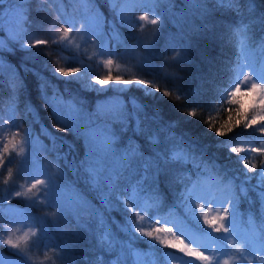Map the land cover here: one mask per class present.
I'll return each instance as SVG.
<instances>
[{
    "label": "trees",
    "instance_id": "obj_1",
    "mask_svg": "<svg viewBox=\"0 0 264 264\" xmlns=\"http://www.w3.org/2000/svg\"><path fill=\"white\" fill-rule=\"evenodd\" d=\"M18 2L19 0H9L3 7L13 8ZM252 3L258 22L253 25L255 44L251 45V52L256 51L260 41L264 39V24L259 23V19L264 17V0H252ZM246 4L247 0H241L242 8ZM21 7L27 13V21L18 26L19 31L21 28L26 30L22 33L26 36L24 43L32 44L35 39L47 40L48 43L21 49L19 42L12 40L6 31L11 24L17 22H5L7 15L5 16L3 30H0V40L4 41L5 48L0 52V58L15 70L16 75L0 76V156L4 161L0 166V201H3L0 203V241L7 239L8 233L12 231L13 225L9 223L11 220L19 229L13 240L24 232H29L28 241L31 238V246L25 250V256L18 249L0 243V258L6 262L11 261L12 264H111L119 255V250L107 251L99 244L101 217L109 225L112 218L120 224L131 219L134 223L147 225L152 216L158 213L169 220L184 221L186 228L195 233L196 222L186 219L188 214L183 207L177 205L184 185L191 187L197 182L207 199L217 201L216 194L221 189L228 191V182L232 181L231 186L237 194L236 233L232 235L238 233L240 236L253 238L254 242L259 240L258 235L253 236L251 229L255 225L258 231L264 220L261 188L256 179L247 181L244 184L247 196L244 198L239 192V185L245 173L256 177L264 168V151H251L252 147L264 149V132L260 131L264 124L258 122L246 129V121L241 117L247 114L250 118L253 114L249 108V97L238 96L243 105L239 115L236 112L239 105L230 104L226 100L221 102V95L235 80L233 69L241 57L240 49L229 32V25H234L240 19L235 11L218 9L201 18L195 14H187L184 0H173L172 5H162L156 9L157 14L163 17L162 24L151 25L138 19L145 11L138 7L127 15L133 17V23L144 25L141 31L139 27L130 28L122 24L108 0H92V3H81L79 0H24ZM86 17L93 21L92 31L81 27ZM97 17L98 30L95 27ZM69 19L75 22V27L69 33V40L61 41L63 28L69 27L64 21ZM157 28L159 31L154 33L153 29ZM93 31L97 32L95 36ZM101 46L105 48L103 55L100 54ZM9 48L13 51L9 52ZM185 49L183 60L173 59L175 53L183 54ZM107 59H112L113 63L107 65ZM117 67L127 68L124 75L129 77L139 76L154 81L161 91L154 92L151 97H145L132 85L129 86L130 90L121 92L114 88L106 89L101 94L93 89L88 91L89 84L95 85V81L102 75L116 73ZM56 68L68 69L69 76L64 77L55 72ZM73 68H78L79 71L73 73ZM80 75L84 77L80 81L65 82L73 81ZM41 82L48 85L45 90L48 101L39 88ZM164 90H168L170 95L163 96ZM114 97H119L128 104L131 97H136L146 105L144 112L140 113L142 132H134L136 120L129 115V111H124L121 120L125 122L121 125L123 121L120 122L115 117L102 119L96 116L99 104ZM54 107L59 112L60 119L68 125L64 132L57 131L55 127L57 118L53 114ZM190 110H195V117L188 115ZM153 113L159 118L153 120ZM74 121L79 124L77 132L70 130ZM98 123L104 126L109 123L114 125L112 127L116 130L119 152L129 146H138L145 154L149 150L155 151V148H149L146 141L149 134L160 139L158 148L163 151L172 142L169 138L174 136L178 141L183 140L186 145L191 146V151L199 157L201 166L197 168L192 163L185 164L183 168L172 166L166 180L162 176L154 185L151 180L146 181L145 191L141 195L147 196L154 191L158 197V205L149 210L144 221H139L115 197L112 199L116 208L107 212L102 206L103 192L106 189L102 191L95 188L85 170L90 154L83 133L86 128L95 127ZM217 130L224 135L218 136ZM26 132L31 134V143L28 154L24 155L19 149L25 141ZM13 136L15 149L9 144V152L4 153L2 145ZM232 147L244 150L232 153ZM242 157L248 158L249 167L253 164L256 166L254 171L249 172L244 167ZM25 160L29 161L28 165L24 164ZM34 162L46 165L51 163L54 168L52 174L61 185L75 190L90 208L80 212L79 216L61 214L60 218H53L34 207L27 196H17V191L24 192L21 185L24 186L28 178L26 169L29 166L34 169ZM8 169L12 171L10 178ZM5 179L8 180L7 184L4 183ZM122 184L126 186V182ZM149 185L152 187H148ZM215 187L220 188L214 191ZM128 194L130 193H120L124 199H127ZM228 199H231V195L224 201ZM224 206L229 207L231 212L229 204L225 203ZM18 210L35 213L36 217L33 215L31 218H38V221L43 218V225L39 222L31 230L23 227L19 221L26 216L18 215ZM215 212L216 207L213 205L209 216L215 215ZM196 213L200 216L199 223L204 231L211 233L213 237L225 235L223 232L215 233L203 224L199 208ZM41 226L47 235L42 233ZM111 227L113 232L117 231L115 225ZM173 230L176 231L175 228ZM32 231H37L35 236L31 235ZM133 234L139 237L133 247L139 253L147 255L137 257L126 254L122 264H136L137 260L153 259L156 264H172L161 255L168 252L183 256L186 261L197 260L176 249L161 246L148 237H140L139 233ZM117 235L121 240L128 238L122 232ZM162 235L171 238V233ZM149 244H154L155 249L150 248ZM225 244L230 253L225 258L228 257L230 264L264 262L262 253L242 258V254L236 251L237 241L230 239ZM24 246L21 241V248L24 249Z\"/></svg>",
    "mask_w": 264,
    "mask_h": 264
},
{
    "label": "snow or ice",
    "instance_id": "obj_2",
    "mask_svg": "<svg viewBox=\"0 0 264 264\" xmlns=\"http://www.w3.org/2000/svg\"><path fill=\"white\" fill-rule=\"evenodd\" d=\"M8 2L9 0H0V30H3V23L6 15L16 21L17 26L27 21V13L21 7L24 0H19L13 8H4L3 6ZM79 2L92 3V0H79ZM108 3L116 10L122 24H126L130 28L139 27L141 31H143L144 25L133 23V17L128 16L127 13L133 12L138 7L143 8L145 11L138 19L144 21L145 24L160 25L163 22V17L157 14L156 9L162 5H172L173 0H108ZM184 6L187 14H195L201 18L209 16L212 11L218 9L235 11L237 16L240 17L237 23L229 25V32L232 40L240 49L241 57L238 58L236 67L233 69L235 80L230 88L226 89L225 93L221 95V102L223 103L226 100L230 104L239 105V107L236 108V112L239 115L243 105L238 96L249 97V108L253 114L250 118L247 114L241 117L242 120L246 121V129L252 128L258 122L264 124V39L260 41L256 49L258 55H253L250 52L251 45L255 44L252 31L253 25L258 21L255 16V7L252 0H247V4L243 8L241 6V0H184ZM64 23L68 24L69 27L63 28V34L60 37L61 41L69 40V33H71L75 27V22L71 19L65 20ZM259 23L264 24V17L259 19ZM81 27H87L89 31H92L94 27L93 21L86 17ZM95 27L98 30V17L95 20ZM205 27H207V25ZM24 31L26 30L23 28H21L20 31H9L10 38L19 42L21 49L48 43L47 40L35 39L34 43L25 44L24 40L26 36L22 34ZM76 31H79V29H76ZM158 31L159 28L153 29L154 33ZM96 34L97 32L93 31V36ZM4 48V41L0 40V52H3ZM8 51L11 52L13 49L9 48ZM104 52L105 48L101 46L100 54L103 55ZM108 54L110 56L112 55V53ZM29 55H32V53H29ZM149 55H151L150 51ZM185 55L186 49L183 54L181 52L175 53L173 59L183 60ZM105 63L111 65L113 60L107 59ZM2 67L3 60L0 58V68ZM71 71L75 73L78 72L79 69L73 68ZM55 72L60 73L64 77H68L70 74L69 70L65 68H56ZM82 79V77H76L73 81L65 82L75 83ZM111 79H113V77L108 75L97 79L95 83L101 85L103 88L107 81ZM115 79L126 86L124 89L118 91L130 90L128 86H131L133 83L137 86H141L138 90L141 91L145 97H151L154 95V92L161 91L159 85L154 81L146 80L139 76H135L131 79H121V77L117 76ZM242 85L244 86L243 88ZM84 86L87 87V85ZM47 87L48 85L45 82L39 84L41 93L44 95L46 101L49 99L45 91ZM150 89L154 91H150ZM93 90L100 91V89ZM162 95L169 96L170 92L164 90ZM129 103L132 105L133 109V112L129 115L136 120L134 132H142L140 113L144 112L146 105L137 100L136 97H131ZM53 114L57 118V124L55 125L57 131L64 132L66 128H68V125L60 119V114L55 107L53 108ZM188 115L195 117V110H190ZM158 118L159 117L153 113L152 119L156 120ZM145 119H147L146 114ZM237 124H239V121ZM70 130L74 132L78 131L76 125H72ZM209 130H211V125L209 126ZM260 131L264 132V128H261ZM216 134L218 136L224 135L220 130H217ZM25 135L27 137L26 143L30 144L31 134L26 132ZM49 135L51 134L49 133ZM83 138L90 154V159L86 162L85 167L89 181L97 189L102 191L106 189V191L103 192L102 206L104 210L111 212L116 208L112 199V197H115V200L122 202L124 208L129 212H133L139 221H144L145 215L149 210L158 205V197L155 195L154 191L147 196L141 195V193L145 191L146 181L151 180L154 185L162 176L166 180L167 174L172 166L183 168L187 163H192L193 166L197 168L201 166L198 162L199 157L191 151V146L186 145L183 140L178 141L174 136L169 138L172 142L168 148L161 151L158 148V145L161 143L160 139L156 135L149 134L146 137L149 148H155L156 150H149L147 154L141 151L138 146H129L122 153L119 152L117 150L116 134L107 129L86 128L83 133ZM9 144L15 148L14 136L2 145V151L4 153L9 152ZM243 150L244 149L240 147H232L230 149L232 153H239ZM19 151L23 153L25 151L24 147H21ZM251 151L261 152L264 151V149L252 147ZM241 159L243 160L244 167L247 168L249 172L255 170L256 166L254 164L249 167L247 157H242ZM3 163V158L0 156V166H2ZM24 164L28 165L29 161L25 160ZM26 170L28 171V178L34 182L26 188L25 192L22 193L17 191L15 193L17 196L32 193L33 189L37 188L39 185L41 187L38 189L35 196L28 197L33 204L47 200L49 206L58 208L62 215L68 216L76 214L79 216L80 211L83 209V202L79 198L74 199L72 202L62 201L58 197L60 185L57 184V178L48 175L42 168L34 170L29 166ZM11 176L12 171L8 169V177L10 178ZM134 177L135 179H133ZM252 179L257 180V185L261 188L262 200H264V168L261 169L256 177H250L246 173L244 174V178L239 185L240 194L246 198L247 190L244 188V184ZM122 182H126V186L122 184ZM4 183L7 184L8 180L5 179ZM228 185V192L231 194V199L222 202L207 199L206 194L199 188V182L193 183L191 187L187 184L184 185V189L179 196V204L177 207H183L185 213L188 214L186 219H191L196 222L195 233L186 231L184 221L179 219L169 220L167 217L161 216L158 213L152 216L147 225L134 223L131 219H126L125 224H120L115 218H112L111 225L116 226V232H113L111 225L104 222L103 217H101L102 223L99 244L107 251L119 250V255L111 264H122V260L126 254L137 257L147 255L139 253L138 250L133 247L134 243L139 239V237L133 233H139L140 237H148L149 240L155 241L161 246L176 249L185 256L195 257L197 260L206 262V264H221V260H223V264H229V260L224 259V257L230 255L228 247L225 244V241H229L230 239L237 241L238 246L236 247V251L242 254V258L256 253L264 254V220H262L258 231L257 227L252 225L251 230L253 236H259V240L256 242L247 235L240 236L238 233L232 235V233H236L235 219L237 194L233 191L231 186L232 181H229ZM21 187L24 186L21 185ZM148 187L151 188L152 185ZM40 192L44 193L43 198L40 197ZM121 192L130 194H128L127 199H124L120 195ZM2 202L3 201H0V203ZM225 203L231 206V212L229 211V207L224 206ZM213 205L216 207V214L209 216V213L213 211ZM206 207L207 210L205 211ZM197 208L201 210L204 225H207L208 228L212 229L215 233L223 232L225 235L222 237H213L211 233L204 231L203 226L199 223L200 216L196 213ZM221 209H223L222 212ZM0 215H2V213H0ZM33 219L38 218L26 217L25 220L19 221V223L23 227L31 230L37 227L35 223L29 222ZM9 223L13 225L12 231L8 233V238L0 241V243L7 244L13 249H18L26 256L27 252L25 249L21 248V241L27 245L29 232H24L22 236L16 237L14 241L13 236L19 229L15 227V222L10 220ZM152 225L156 226L152 227ZM174 228L176 231L173 230ZM41 231L44 235H47L46 230H44L42 226ZM119 232L124 233L128 238L126 240L119 239L117 235ZM162 233H171V238L162 235ZM31 235L35 236L36 232L32 231ZM185 240H187V243H185ZM180 245H183V247ZM192 245H195V248ZM149 247L155 249L154 244H149ZM205 252H207L208 255H205ZM161 255L166 257L168 261H171L172 264H176V262H179V264H193V261H186L183 259V256H176L173 252L162 253ZM0 264H12V262H6L4 259L0 258ZM136 264H156V261L154 259L151 261L137 260Z\"/></svg>",
    "mask_w": 264,
    "mask_h": 264
},
{
    "label": "rangeland",
    "instance_id": "obj_3",
    "mask_svg": "<svg viewBox=\"0 0 264 264\" xmlns=\"http://www.w3.org/2000/svg\"><path fill=\"white\" fill-rule=\"evenodd\" d=\"M5 20H6L5 22H9L10 23V21L12 19L7 16ZM9 27L6 29L7 33H9L10 30L19 31L17 23L11 24ZM28 40H31V39H28ZM250 52H251V50H250ZM251 53L253 55H258V53L256 51H253ZM127 70H128L127 68H122V67L118 68L117 67V72L113 73V74H110L113 77V79L108 80L107 83L103 86V88L101 87V85H99L97 83H95V85L89 84L90 88H88V91H91V89H100V91H97V92L99 94H101L106 89H109V88H114L117 91L124 89L126 86L123 85L122 83H119L115 79V77L119 76V77H121V79H131L132 77H129L128 75H124L127 72ZM1 75H4V76L16 75V72L8 63L3 62V67L0 68V76ZM80 76L83 77V75H80ZM106 76H108V75H102L100 78L106 77ZM132 86H134L135 88L141 87V86H137L135 83H133ZM124 111L126 113H128V111H129V114L132 113L133 112L132 105L128 104L126 101H124L123 99H121L119 97H114V98H109L108 100H106V101L102 102L101 104H99V106L97 108V111H96V116L98 118H102V119H106V118H109V117H111V118L115 117V119H119L120 122H121V121H123L121 119H122V116L124 117V115H123ZM124 122L125 121L121 122L120 125L123 124ZM117 124L115 123V125H117ZM74 125L79 127V124L77 122H75V121H74ZM112 126H114V125L110 124V123L108 125L105 124V126L102 123H98V124H96L95 127H92V128L93 129H100V130L107 129L108 131H110V132L114 131L113 133H115V131H116L115 127H112ZM24 140L25 141H24L22 147H24L25 151L22 154L27 155L28 154L27 151L29 150L30 147H29V144L26 143L27 137ZM32 167L34 168V170L42 168V170L44 172H46L48 175H51V176H53L55 178V176L52 174L53 171H54V168H53V166H51V163L49 165H46V164H43V163L34 162V165ZM33 182L34 181H32L29 178H27L26 183H24L25 184L24 187H21V189L24 190V192H25L26 188L29 187L31 185V183H33ZM57 184L60 185V190L58 192V197L62 201L72 202L74 199L79 198L83 202V209L80 212H83L85 209H89L90 208L88 206V203H86L84 201V199L75 192V190H73L72 188H68V187L64 186L63 184L61 185V183L58 180H57ZM40 187L41 186L38 185L37 188L33 189L32 193H27V195H25V196L34 197ZM219 188L220 187H215L214 191H216ZM210 192H211V190H210ZM39 195H40L41 198H43L44 193L40 192ZM230 195L231 194L228 191H224V190L221 189L220 193L216 194V196H217L216 198H217V201H221L222 202V201H224V199L229 198ZM32 205L34 207L40 208L42 210L43 214H45V215H50L51 217L53 216V218H56V217L60 218L61 217L60 216L61 215L60 210L58 208H55V207H50L49 204L47 203V200H44V202H37L35 204L32 203ZM17 212H18V215L23 214L26 217H31L33 215L35 216V213H32L30 211H26L25 212L24 210H18ZM26 217H22V218H24L23 220H25ZM42 220H43V218H40V221H38L37 219H33L32 222L35 223V224H38L40 222L43 225L44 221H42ZM185 229H186V231H190V232L192 231L191 229L186 228V226H185ZM36 233H37V231H36ZM186 242H187V240H186ZM29 243H30V245H29ZM30 246H31V238L28 241L27 245L24 246V249L28 250L30 248ZM192 246L195 248V245H192ZM205 255H208L207 252H205ZM224 259H228V257L227 258L224 257ZM191 261H193V264H204L203 262H198L197 260H194V259H192ZM230 263H231V261H229V264ZM177 264H179V262H177ZM221 264H223V260H221ZM263 264H264V262H263Z\"/></svg>",
    "mask_w": 264,
    "mask_h": 264
}]
</instances>
